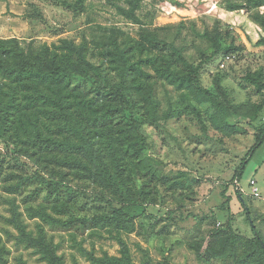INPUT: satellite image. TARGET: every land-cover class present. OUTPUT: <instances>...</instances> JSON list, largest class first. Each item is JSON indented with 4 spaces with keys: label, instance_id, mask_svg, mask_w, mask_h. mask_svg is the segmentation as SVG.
I'll return each mask as SVG.
<instances>
[{
    "label": "rangeland",
    "instance_id": "obj_1",
    "mask_svg": "<svg viewBox=\"0 0 264 264\" xmlns=\"http://www.w3.org/2000/svg\"><path fill=\"white\" fill-rule=\"evenodd\" d=\"M124 1L85 0L80 10L73 5L74 0H0V39L15 38L25 51L31 52H37L45 44H56L61 39L75 44L85 42L94 51V57L88 55L90 61L102 67L109 78L117 82V73L109 71L106 63L101 66V58L96 53L102 47L100 43L112 39L128 46H135L139 40L142 28L117 15L112 6H125ZM227 2L241 3L243 7L231 11L226 8ZM174 3L183 6L175 7ZM136 13L144 24L143 28L164 41L150 54L170 56L174 47L193 65L211 51V43L200 35L207 32L212 36L217 26L219 43L232 44L239 50L229 56L221 53L203 64L197 74L199 84L218 98L221 96L216 88L218 83L225 92L226 101L237 106L240 112L247 113L259 105L262 107L259 113L264 115V89L257 90L252 82L245 80L259 73V80L264 84V45L259 44L264 30L255 20L258 14L264 16V5L245 7L244 0H142L141 9ZM139 56L136 53V59ZM79 88L94 96L88 83L81 81ZM131 97L132 102L140 98L133 91ZM154 99L153 110L145 106L134 111L144 113L147 119L140 132L147 157L155 164L152 162L150 173L136 167L140 183L145 184L141 191L149 194L147 201L154 200L146 206L145 214L135 220L134 230L130 233L97 232L92 223L76 224L70 230L43 225L47 235L53 238L57 255L62 257L64 264H92L79 254V245L92 251L96 257L105 254L118 256L119 245L114 237L123 240L135 264H142L145 257L154 264H224L227 262L208 261L199 256L191 245L196 244L202 253L210 244V232L213 229L228 232L227 223L233 233L244 239L253 238L232 179L240 160L255 143L256 130L248 127V121L243 117L230 119L233 131L230 127L213 128L204 116L202 124L197 121L190 108L165 119L164 115L171 106L176 109L178 93L157 79ZM187 103L185 99L184 104ZM152 112L156 117L154 122L149 121ZM11 157L0 141V232L4 228L16 235L15 229L4 220L11 217L7 200L13 202L26 230L33 233L39 221L28 218L26 207L52 205L54 191L48 193L37 180L26 182L13 192L6 190L9 185H15L19 177H30L28 169L56 182L63 181V187L78 192L68 201L73 208L72 217L91 218L105 213L107 207L95 201L100 189L75 179L69 169L47 163L39 154L30 158L23 152L16 154L20 162L28 165L27 168L15 164ZM59 171L67 172L63 180L59 179L62 178ZM191 180L189 188H181L177 183L182 181L184 185V181ZM238 187L255 227L264 236V142L251 157ZM253 189L258 190V197L253 195ZM57 195L59 200L65 199L63 193ZM135 197L142 199L138 192ZM1 236L6 249L3 264H46L33 248L24 246L15 238L6 240Z\"/></svg>",
    "mask_w": 264,
    "mask_h": 264
},
{
    "label": "trees",
    "instance_id": "obj_2",
    "mask_svg": "<svg viewBox=\"0 0 264 264\" xmlns=\"http://www.w3.org/2000/svg\"><path fill=\"white\" fill-rule=\"evenodd\" d=\"M84 1L74 0L73 5L82 10ZM124 4L112 6L117 15L142 28L139 40L135 46H128L112 39L100 43L102 47L96 53L101 58V66L106 63L109 71L117 73V82H113L102 67L90 61L88 55L94 57V51L85 42L75 44L61 39L56 44H45L37 52H31L25 51L15 38L0 39V141L12 155L11 159L15 164L27 168L28 165L20 162L16 154L23 152L29 158L39 154L47 163L69 169L75 179L98 187L100 191L95 201L107 207L105 213L91 218L72 217L73 208L68 201L75 198L78 192L63 187V181L56 182L28 169L30 177H19L18 182L9 185L6 190L13 192L23 187L24 183L37 180L48 193L54 191V200L50 207L41 204L26 207L28 218L39 221L35 233L26 230L13 202L7 200L11 217L4 220L15 229L16 235L1 229L0 264L4 263L6 250L1 234L6 240L15 238L24 246L33 248L46 264H64L62 257L57 255L53 238L47 235L43 225L70 230L76 224L84 226L92 223L97 232L105 230L111 235L117 231L130 233L134 230L135 220L145 214L146 206L154 200L152 198L147 201L149 194L141 191L145 184L140 183L136 167L150 173L153 162L147 157L146 145L140 132L147 119L144 113L134 111L145 106L149 110L155 108V79L178 93L176 109L171 106L164 115L165 119L190 108L201 124L204 116L211 127H230L233 131L230 119L243 117L248 121L247 126L256 130L255 143L240 160L232 179L253 238L244 239L233 233L227 223L228 232L219 229L210 232V244L202 253L196 244L191 245V248L208 261L264 264V236L255 227L238 187L251 157L264 142V115H261L263 112L259 113L262 107L257 105L247 113H242L237 106L226 101L225 92L218 83L216 88L221 96L217 98L197 80L203 64L221 53L229 56L239 49L232 44H220L215 26L212 36L207 32L200 35V38L211 43V51L196 65L189 63L181 51L172 45L170 56L150 54L164 41L157 34L143 28L144 24L136 13L141 9L142 0H125ZM174 4L179 8L183 6ZM226 5L231 11L243 7V4L237 2H227ZM263 5L264 0H244L245 7L258 8ZM255 20L264 30V16L258 14ZM259 44L264 45V36ZM136 53L140 55L138 59ZM143 54L145 56H141ZM148 69L150 72L146 71ZM254 75L257 76H248L245 80L252 82L257 90L264 89L259 73ZM81 81L89 84V90L95 97L79 88ZM132 91L140 96L135 102H132ZM185 99L187 105L184 104ZM149 121H156L154 112ZM59 173L62 176L60 180L67 176V172ZM177 183L181 188H189L192 180L184 181V185L182 181ZM59 192L64 194V200H59ZM137 192L142 196L141 200L136 199ZM114 238L119 245L118 256L105 254L96 257L81 245L79 254L92 264H135L123 240L120 237ZM142 264L154 263L145 257Z\"/></svg>",
    "mask_w": 264,
    "mask_h": 264
},
{
    "label": "built area",
    "instance_id": "obj_3",
    "mask_svg": "<svg viewBox=\"0 0 264 264\" xmlns=\"http://www.w3.org/2000/svg\"><path fill=\"white\" fill-rule=\"evenodd\" d=\"M253 195H254L255 197H258V196H259V194H258V190H257V189H253Z\"/></svg>",
    "mask_w": 264,
    "mask_h": 264
}]
</instances>
